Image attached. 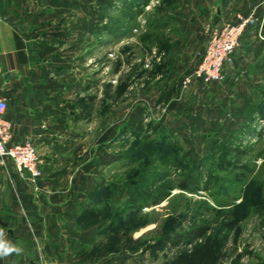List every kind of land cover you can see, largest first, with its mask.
I'll use <instances>...</instances> for the list:
<instances>
[{"label":"rangeland","instance_id":"374dc122","mask_svg":"<svg viewBox=\"0 0 264 264\" xmlns=\"http://www.w3.org/2000/svg\"><path fill=\"white\" fill-rule=\"evenodd\" d=\"M263 1L28 0L69 127L49 169L37 151V230L4 234L20 251L0 264H264V22L223 81L180 85L210 31Z\"/></svg>","mask_w":264,"mask_h":264},{"label":"crops","instance_id":"0c3cea01","mask_svg":"<svg viewBox=\"0 0 264 264\" xmlns=\"http://www.w3.org/2000/svg\"><path fill=\"white\" fill-rule=\"evenodd\" d=\"M253 8L254 19L249 24H254L260 35L264 1ZM29 9L28 0H0V96L8 104L5 118L11 123V141L30 140L42 155L40 164L46 170L51 166L47 153L66 147L67 140L63 143L61 133L69 127V121L64 100L54 96L55 82L40 79L34 71L32 59L42 51L35 41L39 28H46L47 23H41ZM48 183L45 180L39 185ZM34 184L20 177L10 162L0 165V238L8 234L9 241L13 242L15 237L20 238L17 233L37 230L32 224L37 199L28 190ZM32 201L35 205L31 207Z\"/></svg>","mask_w":264,"mask_h":264},{"label":"built area","instance_id":"2783aa9c","mask_svg":"<svg viewBox=\"0 0 264 264\" xmlns=\"http://www.w3.org/2000/svg\"><path fill=\"white\" fill-rule=\"evenodd\" d=\"M253 14V11L246 16L237 13L235 22L210 31L199 62L181 78L182 90L196 82L208 85L223 81L225 67L232 63L235 48ZM7 105V100L0 96V165L10 162L20 177L34 184L41 177L36 147L30 140L11 141V123L5 118Z\"/></svg>","mask_w":264,"mask_h":264},{"label":"trees","instance_id":"16d2710c","mask_svg":"<svg viewBox=\"0 0 264 264\" xmlns=\"http://www.w3.org/2000/svg\"><path fill=\"white\" fill-rule=\"evenodd\" d=\"M97 1H98L99 5H101V6L105 5V6H108V7L110 6V3L112 2V0H97ZM127 8H129V7H127ZM89 29H91V28H89ZM234 224H235V220L230 222L229 224H226L225 227L229 228V229H232ZM202 230H203V228H201V229L198 228V229L193 230L194 231L193 234L195 235V237L202 235V232H203ZM239 258H240L239 256H236L235 258L232 259L231 263L232 264H238Z\"/></svg>","mask_w":264,"mask_h":264},{"label":"clouds","instance_id":"9594fccd","mask_svg":"<svg viewBox=\"0 0 264 264\" xmlns=\"http://www.w3.org/2000/svg\"><path fill=\"white\" fill-rule=\"evenodd\" d=\"M13 251L19 253L20 249L19 248H14V249L13 248H2V249H0V257L5 256V255H9Z\"/></svg>","mask_w":264,"mask_h":264},{"label":"water","instance_id":"95a60500","mask_svg":"<svg viewBox=\"0 0 264 264\" xmlns=\"http://www.w3.org/2000/svg\"><path fill=\"white\" fill-rule=\"evenodd\" d=\"M217 12H219L218 8H217Z\"/></svg>","mask_w":264,"mask_h":264}]
</instances>
